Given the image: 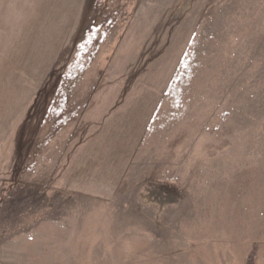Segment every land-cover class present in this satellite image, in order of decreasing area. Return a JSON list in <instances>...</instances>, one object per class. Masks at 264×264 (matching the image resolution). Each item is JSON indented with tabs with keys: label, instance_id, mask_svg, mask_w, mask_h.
<instances>
[{
	"label": "rangeland",
	"instance_id": "obj_1",
	"mask_svg": "<svg viewBox=\"0 0 264 264\" xmlns=\"http://www.w3.org/2000/svg\"><path fill=\"white\" fill-rule=\"evenodd\" d=\"M135 18L189 40L131 172L108 199L52 187L71 128L49 117L0 180V264H264V0H0V83L78 42L61 93H90Z\"/></svg>",
	"mask_w": 264,
	"mask_h": 264
},
{
	"label": "crops",
	"instance_id": "obj_2",
	"mask_svg": "<svg viewBox=\"0 0 264 264\" xmlns=\"http://www.w3.org/2000/svg\"><path fill=\"white\" fill-rule=\"evenodd\" d=\"M135 19L105 63L95 67L101 71L90 93L69 98L59 94L70 73L74 71L70 78L74 79L79 75L77 68H85L76 60L78 42L68 49L64 61L58 62L52 53V68L32 82L28 92L17 82L10 94L9 83H0L1 181L20 177L53 102L62 97L69 115L62 122L71 129L50 185L94 199L116 194L170 90L189 40L184 43L185 36H176L178 43L172 44L169 37L154 36Z\"/></svg>",
	"mask_w": 264,
	"mask_h": 264
},
{
	"label": "trees",
	"instance_id": "obj_3",
	"mask_svg": "<svg viewBox=\"0 0 264 264\" xmlns=\"http://www.w3.org/2000/svg\"><path fill=\"white\" fill-rule=\"evenodd\" d=\"M61 92L62 91H60L59 94H63ZM61 99H62V97L56 98L55 102H56V104H59V106L56 109H54V106H55V102H54V105L50 109V112L48 113V117L46 118V121H45L46 124L49 120V117L51 118V116H53L55 119L54 121H51L52 123H54L57 120H60V121L65 120L69 116V115L66 116L67 113L64 111V104H63V101L61 102ZM50 120H52V119H50ZM48 123H50V122H48ZM44 125H45V123H44ZM38 142H39V139L37 138L36 143L34 144V149H35V146L38 145Z\"/></svg>",
	"mask_w": 264,
	"mask_h": 264
}]
</instances>
